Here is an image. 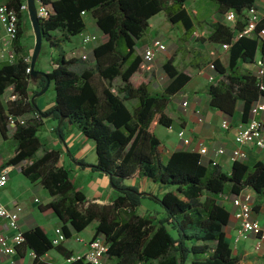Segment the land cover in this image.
I'll use <instances>...</instances> for the list:
<instances>
[{
  "label": "trees",
  "instance_id": "obj_1",
  "mask_svg": "<svg viewBox=\"0 0 264 264\" xmlns=\"http://www.w3.org/2000/svg\"><path fill=\"white\" fill-rule=\"evenodd\" d=\"M38 1L44 12L39 18L43 43L51 54L47 76L53 86V105L45 112L32 105L31 97L38 91L29 94V64L20 58L12 65H0V98L8 87L16 96L5 105L0 102V135L6 137L10 117L36 115L24 125L13 127L15 149L4 167L19 166L30 183L42 186L52 200L40 210L50 209L55 214L66 240L94 223L92 239H103L106 257L114 264H239L224 231L230 214L218 196L235 197L251 190L253 209L257 211L258 204L264 203V162L251 167L233 162L230 172L224 173L217 165L202 163L195 152L176 151L163 159L154 130L156 126L172 125L166 108L190 76L179 71L170 58L161 66L168 78L162 91L154 92L148 83L131 80L141 70L142 56L136 52V45L146 35L151 18L163 14L170 25L181 27L183 40H189L195 28L202 25L201 19L187 11L188 0ZM205 1L220 16L229 11L236 16L233 27L220 21L208 23L206 41L229 46L227 66L218 59L212 63L217 77L206 87L208 105L228 117L240 110L241 122L246 123L253 104L264 99V42L235 36L256 0ZM5 3L18 13L15 49L25 55L21 37L27 14L20 12L25 0ZM86 16L94 20L105 41L92 49V62L65 59L63 46L83 33ZM257 60L262 70L259 77L254 70L245 69L255 68ZM116 79L121 85L115 91L111 84ZM44 85L40 79L37 89ZM131 101L135 103L129 109L127 102ZM44 115L57 124L60 117L65 119L59 133L55 128L62 142L68 127L93 142V164L72 160L107 177L115 195L109 204L88 201L72 182L71 171L59 165L61 153L43 147L38 132ZM135 180L156 185L160 194L143 192L129 184ZM142 200L157 205L164 217L139 213ZM22 238L16 254L21 257L29 251L32 264H50L44 259L50 251L64 258L72 254L63 243L52 246L50 237L39 227L22 232ZM73 264L88 263L80 259Z\"/></svg>",
  "mask_w": 264,
  "mask_h": 264
},
{
  "label": "crops",
  "instance_id": "obj_2",
  "mask_svg": "<svg viewBox=\"0 0 264 264\" xmlns=\"http://www.w3.org/2000/svg\"><path fill=\"white\" fill-rule=\"evenodd\" d=\"M193 2L194 0H188L186 8ZM256 4L258 9L262 12L263 5L261 0H257ZM159 15L160 14H158V16ZM156 16H154L150 20L155 19ZM160 22H162L161 18L159 22H157L158 26L159 24L162 25V23ZM85 25L86 27L83 33L78 35L79 40L75 43L73 42L67 44L69 45L67 47L71 48L72 50H75L73 55L74 58L78 59L79 57L82 58V56H85L86 60L92 62V49L98 46L99 44L103 43L105 41V37L96 28L94 20L91 17L90 22L87 23L85 21ZM149 30L150 31H148V33H146V35L137 42L136 52L139 55H141L143 49L147 47L153 40L157 39L162 41L166 44L167 48L169 47V43L172 42V40L169 41V39L172 37H169L166 34H163L164 40L158 39V30L153 29L151 25L149 26ZM86 35L95 36L96 40L90 43L88 47L83 48L81 46V40L82 37ZM73 39L71 41H73ZM75 45L79 46L81 49L77 47L75 48ZM64 47L65 46H63V48ZM216 48H218V51L222 52V56L220 59L218 58V60L224 67H226L228 62V58L226 57L227 52L222 50L219 45H217ZM224 53H226L225 56ZM77 54L79 55L77 56ZM164 54L159 55L157 57V59L154 61L155 66L161 67L163 65V62H161V60L167 59ZM50 57L51 54L49 51L46 62L40 63V68L38 69L39 71L48 73L51 70ZM213 61L214 60H212L210 64L208 63L209 65L205 61L203 64L200 65H190L189 69H185L182 71L190 76V81L182 89L181 92L171 98V101L166 108L165 113L169 118H171L172 125L169 128L156 126L154 134L160 141V150L163 159L167 158L176 151H189L197 153V145L201 144L207 149V154L201 157V161L202 163L207 164L214 160V151L218 149H223L224 154L216 158L217 166L222 170V172L229 173L233 164L229 156L231 151L236 148V145L234 143L236 127L243 123L241 122L240 110H237L233 117H228L227 115L219 111L212 110L208 105L209 99L206 94V87L208 84L214 81V78L217 77V74L214 72L212 67ZM145 74L146 73L143 70H140L132 77V82L138 84L144 82L149 84V82L146 80V77L148 75ZM210 77L213 79L211 82L209 81ZM37 84L38 82L31 84L29 92L30 95H32V93L35 91H40L37 89ZM49 88L53 89L51 83L49 85ZM53 100L54 94L48 101L44 98L38 97L36 99V105L40 109V111L45 112L52 107ZM183 102H187L186 108H183L181 106ZM260 102L264 104V99H261ZM256 118L264 124V112L259 113ZM42 119L44 121V127L56 128V121H54L49 115L47 117L43 116ZM223 120L228 121L230 125V128L228 130H224L220 127L221 122ZM13 130V128H10L8 126L6 137L3 138L0 135V147L3 148V152H0V169L4 168V163L9 158H11L14 153L15 141L12 139ZM179 132L183 133L184 138L190 140L189 145H183L181 140L178 138ZM67 133H69V136L70 134L72 135L69 140L67 138ZM58 139L59 141H61L59 136ZM63 140L64 144H67V149L62 147L57 148V146H52L51 148L61 153L59 165H63L67 169H69L72 175H77L82 180L81 183H84L85 180L87 182L89 181V184L85 188V190L89 192V194L85 192L82 186H78L76 183L74 184L77 189L84 194L85 198L88 201L100 205L109 204L113 200L115 195L112 189L110 188L107 177L102 173L92 172L89 168L81 167L79 164L73 162L72 160L73 157V159H76L77 161H82L86 164H93L95 162L94 144H91L90 140L86 139L85 137L80 135L78 131L70 127H68L67 130L64 132ZM245 150L246 158L245 160L241 161L245 165L251 167L257 162H264V155L261 153V151L253 147H247ZM8 167H10L11 170L8 174V182L6 187L0 190V203L9 208L17 205L22 208V212L20 214V219L18 222V226L22 232L30 230L34 227H39L47 236H49L50 238L53 237V231L58 226V219L50 209H46L43 211L40 210L41 206H44L45 204L49 203V200L47 198L45 199L47 200V202H44V194L46 196L47 192L42 188L41 185L37 183H30L22 175L19 166ZM129 184L139 187L140 191L143 192H151L154 194L160 192L156 185L151 184L146 180H135L131 181ZM242 192L249 193L252 195L254 206L255 199L253 192L248 189ZM228 197L229 200L224 203L223 206L229 212L230 217L229 224L224 231L227 240L230 242V247L232 249L233 255L239 259V264H264V246L259 254L256 253L254 251L255 237L253 235L248 240L239 241L235 246L232 245L233 240L236 236L237 223L232 217L233 207L230 200L233 197ZM258 205L259 208L257 211H253L252 218L256 220L260 225L264 226V203L261 202ZM140 213H150L156 215L157 219H162L164 217V214L160 209L150 207L149 205H146L143 202L141 203ZM41 214L50 216V227L44 228L41 222L37 219L38 215ZM0 230L3 231L6 235H12V231H9L7 228H5L4 223L2 221H0ZM89 230L90 229H88L87 231L86 229L81 233L73 232L72 237L67 239L62 244L63 247L67 251H70L72 253L71 255L83 254L87 250V244L92 239L89 235V233H91V230ZM81 234H84L85 236H81ZM77 238L80 240V242L76 241ZM44 259L51 263L60 262L64 259V257L59 255L55 251H50L44 256ZM32 260L33 255L29 251H27L21 257L16 254L11 257L0 258V264H32Z\"/></svg>",
  "mask_w": 264,
  "mask_h": 264
},
{
  "label": "built area",
  "instance_id": "obj_3",
  "mask_svg": "<svg viewBox=\"0 0 264 264\" xmlns=\"http://www.w3.org/2000/svg\"><path fill=\"white\" fill-rule=\"evenodd\" d=\"M263 5V11L261 12L257 7V0L255 4L250 7L245 13V23L241 31L236 33L235 38L239 39L245 38H258L260 41L264 42V0H261ZM26 11V2L20 7V12ZM84 14L83 12L81 13ZM38 18L44 16L43 10L40 8V3L37 6ZM222 22L230 27H233L236 22V16L233 11H229L222 16ZM18 13L12 9L8 8L5 0H0V65L7 64L12 65L16 63L18 59H22L25 63L30 64L31 54L20 55L15 49V43L17 41V31H18ZM96 40L95 36L86 35L82 37L81 43L87 45ZM220 48L227 52L229 46L220 45ZM167 46L160 40H153L147 47L141 52L142 56V70H148L149 66L154 63L159 55L164 54L167 51ZM86 59L85 56H82ZM260 62L256 61L255 74L260 76L262 70L260 69ZM213 67V66H212ZM26 73H30V68L26 69ZM213 79L210 77L209 81ZM12 89V87H10ZM261 90H264L261 87ZM15 95H11L9 100H14ZM183 108L187 107V102L181 104ZM264 112V104L260 101L253 104L250 111V118L246 123L240 124L236 127V132L234 135V143L236 148L230 153V160L232 162H241L246 158V148L253 147L261 151L264 155V127L263 123L256 117L259 113ZM36 117V115H34ZM24 125L25 120L23 117L13 118L10 117L8 120V126L13 128L15 124ZM220 127L224 130H228L230 125L227 120L221 122ZM178 138L181 140L183 145L187 146L190 140L183 137V133H178ZM197 154H199L200 159L202 156L207 154V149L201 145H197ZM224 154L223 149H218L214 151V160L210 163L211 165H217L216 158ZM10 167H4L0 169V190L6 187L8 182V174L10 172ZM233 207L232 217L237 223L236 236L233 240L232 245L235 246L239 241L248 240L252 235L255 237L254 251L260 253L264 246V226L260 225L256 220L252 218L253 215V198L249 193L241 192L238 196L233 197L231 200ZM22 208L20 206L7 207L0 203V221L4 223L5 228L12 231V235H6L0 230V258L11 257L16 255V247L23 242L22 231L18 226L20 219V214ZM54 235L51 237L52 246H57L66 241L64 234L60 228L54 229ZM76 241L80 242L77 238ZM107 253V246L103 239L100 237L91 239L87 244V250L83 254L71 255L64 258L60 262H51L50 264H73L77 260H84L88 264H105Z\"/></svg>",
  "mask_w": 264,
  "mask_h": 264
},
{
  "label": "rangeland",
  "instance_id": "obj_4",
  "mask_svg": "<svg viewBox=\"0 0 264 264\" xmlns=\"http://www.w3.org/2000/svg\"><path fill=\"white\" fill-rule=\"evenodd\" d=\"M186 9L190 13V15H195L203 21L202 25L200 27L195 28V32L193 33V35L191 36V38L189 40H183V31H182L181 27L170 25L166 21L165 17L163 18V16H162L163 14H160L159 16L157 15L155 19L150 20V22H149V26L151 25V27H153V29L158 30L157 31L158 32L157 33L158 39L164 40L163 34H166L167 36L172 37L170 39L168 38L169 41L172 40V42L169 43L168 50L166 51L167 53L165 52L164 56H166L167 59L173 58V60H174L173 65L179 71L189 69L190 65L203 64L204 61L207 64L208 63L210 64V62L212 60H215L218 58L220 59L222 56V52L218 51V48H216L217 47L216 44H212V43H209L206 41L207 36L210 32V28H209L208 23H211V22L213 23V22H218V21L222 22V17L218 15L215 7L213 5H211L210 3H207L205 0H194V2L191 3L190 5H188ZM160 18L162 21L160 23H162V25L159 24V26H158L157 22H159ZM85 21L87 23L90 22V17L89 16L86 17ZM22 29H23V35L21 37V40L23 43V53L25 55H27V54L29 55V54H31L32 49H33L34 39H33L31 26H30V23H29L27 18L23 23ZM148 31H150V30L148 29ZM148 31H147V33H148ZM78 40H79V36L74 37V39H73V41H71V43H73V42L75 43ZM88 45L89 44L83 45L81 43V46L83 48L88 47ZM67 46H69V45H65V47H64L65 59L66 58H68V59L74 58L73 55H74L75 50H72L71 48H68ZM74 47L81 49L77 45H75ZM49 51L50 50L47 49V45L45 43H43L41 52H40L39 57H38V61L36 63V70H38L40 68V63L46 62L47 55L49 54ZM225 54L226 53H224V56H225ZM78 55L79 54H77V56ZM226 57L228 58V54L226 55ZM258 57H259V54L257 55V58ZM78 59H80V57ZM81 59H83V58H81ZM83 60H86V59H83ZM166 60L162 59L161 62L164 63ZM245 69L249 70V71H253V70L255 71V68H251L250 66L245 67ZM144 72L148 75L146 77V80L149 82L150 88L152 91H154V92L162 91L164 89V87L167 85L168 78L166 77V75L164 74V72L160 66H155L154 63H152V65L149 66V69L145 70ZM119 85H121V82L119 79H116L111 84V87L116 91V88ZM53 94H54L53 89L49 88L44 94H42L40 96V98H44L48 101L51 99ZM11 95H12V89L10 87H8L5 90L2 97L0 98L1 104L5 105L6 102L9 101V98L11 97ZM134 103H135L134 101L127 102L128 108L131 109L133 107ZM32 118H34L33 114H29V115H26L23 117L24 120H30ZM41 122H42V126L39 129L38 135H39V138L41 140V143L43 144V147L51 149L52 146H55V147L57 146V148L62 147V148L67 149V144H64V142L59 141L58 136L55 133V128H52V127L46 128V127H44L43 119ZM71 137H72V135L70 134V136H69V133H67L68 140ZM90 143L93 144L91 141H90ZM2 150H3V148L0 147L1 153L3 152ZM40 155H41V152H39L37 154V156H40ZM19 169H20V167H19ZM71 179H72V182L74 184L76 183L78 186L79 185L82 186V188L84 190H85L86 186L89 184V181L87 182L86 180L84 181V183L83 182L81 183L82 180L77 175L71 174ZM85 192H87V191L85 190ZM87 194H89V192H87ZM46 198L49 201L52 200V198L49 197V195L46 194V196H45V194H44V200ZM228 200H229L228 195L218 196V201L220 204H224ZM44 202L46 203L47 200H45ZM142 202L146 205H149L150 207H155L156 209L157 208L160 209L157 205H155L152 202H149L147 200H142ZM139 213H140V210H139ZM49 218H50L49 215L47 216V215L41 214V215H38L37 219L41 222V224L44 226V228L45 227L47 228V227H50ZM57 225H58L57 227L59 228V224H57ZM93 226H94V223L91 224V226H89L87 228V231H88V229L91 230V233H89L90 238H92V236H93ZM81 236H85V235L81 234ZM105 264H114V263L112 261L106 259Z\"/></svg>",
  "mask_w": 264,
  "mask_h": 264
},
{
  "label": "water",
  "instance_id": "obj_5",
  "mask_svg": "<svg viewBox=\"0 0 264 264\" xmlns=\"http://www.w3.org/2000/svg\"><path fill=\"white\" fill-rule=\"evenodd\" d=\"M25 2H26L27 19L30 23L32 34H33V39H34L33 49L31 52V61L29 64L30 79L32 83L39 82L40 79L45 81L44 87L31 97L32 105L37 107L35 100L48 90L49 85H50V80L47 76V73H44L42 71H38L35 69V64L39 57V54L42 49V44H43V35H42L41 28H40V21L37 15V6L39 5V1L38 0H25ZM44 116L47 117L48 115H44ZM64 120L65 119L63 117L59 118V122L56 126V130L58 133L60 131L61 125L64 122Z\"/></svg>",
  "mask_w": 264,
  "mask_h": 264
}]
</instances>
